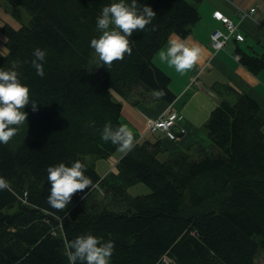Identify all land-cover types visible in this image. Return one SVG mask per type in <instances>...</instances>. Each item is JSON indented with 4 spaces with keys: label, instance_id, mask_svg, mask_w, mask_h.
<instances>
[{
    "label": "trees",
    "instance_id": "16d2710c",
    "mask_svg": "<svg viewBox=\"0 0 264 264\" xmlns=\"http://www.w3.org/2000/svg\"><path fill=\"white\" fill-rule=\"evenodd\" d=\"M7 1L25 6L32 21L4 25L0 69L21 62L19 78L38 110L29 103L19 134L0 144V176L12 187L0 191V264H69L66 243L86 233L114 241L109 264H256L264 253V120L248 93L224 96L214 107L206 123L210 146L168 152L163 138L144 139L104 177L94 161L117 150L100 130L123 124L124 101L177 99L154 58L170 34L189 36L200 20L199 0H137L157 15L144 32H133L132 54L111 69L94 59L90 41L113 0ZM38 47L46 51L43 77L31 66ZM239 60L253 73L264 70V54ZM159 89L165 95L155 99ZM77 159L96 187L57 211L47 202V168ZM138 182L151 192L130 196L127 188ZM99 187L122 208L98 204Z\"/></svg>",
    "mask_w": 264,
    "mask_h": 264
},
{
    "label": "clouds",
    "instance_id": "9594fccd",
    "mask_svg": "<svg viewBox=\"0 0 264 264\" xmlns=\"http://www.w3.org/2000/svg\"><path fill=\"white\" fill-rule=\"evenodd\" d=\"M156 12L151 6L138 7L137 0H113L105 5L96 18V28L100 32L98 37L90 41V48L103 65L111 69L114 62L122 61L125 55H131L133 48L130 37L133 32L142 31L152 23ZM155 30V27H153ZM201 49L187 38L172 33L167 40V47L158 52L161 61L174 67L179 73L191 70L200 60ZM31 66L36 75H45L44 62L46 51L36 48L32 54ZM20 61H12L7 70L0 69V144L7 145L27 121V113L23 109L32 104L36 111L37 102L30 96V89L21 82L18 69ZM165 95L163 89L154 91L155 99ZM101 139L117 146L121 153H128L135 147L133 131L124 124L113 127L111 122H106L100 130ZM86 165L79 159L67 164L60 162L47 168V180L51 184L48 204L57 211L66 209L72 201L74 194L91 190L96 187L91 177L85 174ZM12 192L9 181L0 176V191ZM84 198V197H82ZM65 255L69 264H109L115 250L112 240L103 241L94 234H81L65 245Z\"/></svg>",
    "mask_w": 264,
    "mask_h": 264
},
{
    "label": "crops",
    "instance_id": "0c3cea01",
    "mask_svg": "<svg viewBox=\"0 0 264 264\" xmlns=\"http://www.w3.org/2000/svg\"><path fill=\"white\" fill-rule=\"evenodd\" d=\"M253 7L256 9L252 15L241 19L240 10H250ZM198 8L200 20L186 38L201 49L199 62L191 70L179 73L174 67L161 61L158 53L154 58L155 63L171 76V87L177 94V99L173 103L143 101L136 105L128 100L124 101L122 123L137 136L136 143L142 142L143 136L152 141L163 138V144L168 152L185 150L200 142L206 147L210 146V141H202L199 131L202 130L200 127L206 122L209 110L214 105L211 102L200 105L193 102L197 97H205L209 93L216 106L224 96L232 97L237 92H246L260 104V114L264 120V70L253 73L234 57V54L241 57L243 53L251 56L264 54V0H199ZM215 12H221L233 20L238 25L236 32L241 33L245 39L238 41L233 35L227 46L215 51L211 46V33L215 29L228 32L224 23L215 18ZM166 47L167 43L162 49ZM179 93L184 95L179 97ZM127 105L130 109L126 108L129 110H126L128 114L125 116L124 109ZM166 111L178 112L182 116L179 124L186 132L176 140L160 132L145 133L150 120L163 115Z\"/></svg>",
    "mask_w": 264,
    "mask_h": 264
},
{
    "label": "rangeland",
    "instance_id": "374dc122",
    "mask_svg": "<svg viewBox=\"0 0 264 264\" xmlns=\"http://www.w3.org/2000/svg\"><path fill=\"white\" fill-rule=\"evenodd\" d=\"M32 21V14L27 10V8L23 5H13L9 3L7 0H0V50L2 51H7V46H6V36L4 35L2 28L4 25L8 24L14 28H19L24 25H29L31 24ZM222 50V49H221ZM216 51H220V49H217ZM93 57L95 60L98 59L97 55L94 53ZM239 60V59H238ZM194 83V80H193ZM172 86V84H171ZM172 89V87H171ZM173 90V89H172ZM176 94V93H175ZM177 95V94H176ZM184 94L179 93V97H182ZM148 99V98H147ZM215 100L211 99L210 93L207 94L205 97L199 96L197 97L193 102L195 104H205L207 102L213 103V107L209 110L208 118L204 124L201 125L200 129L202 130L199 131L200 135L202 136V141H210L209 136H208V131L206 127V123L210 120V114L212 110L215 107ZM218 105V104H216ZM128 105L125 107V116L128 114L129 109H126ZM132 110L129 111V114H131ZM178 113V112H176ZM180 114V113H178ZM128 117V115H127ZM129 119V117H128ZM141 131V130H140ZM148 128L145 133H147ZM142 132V131H141ZM161 133V132H160ZM144 134V133H143ZM135 136V135H134ZM137 136H135L136 139ZM147 137L143 136V140L146 139ZM208 138V139H207ZM211 142V141H210ZM136 143V141H135ZM200 144L203 145V143L200 142ZM205 146V145H204ZM125 153H121L118 150H116L111 156L109 157H102V158H97L95 159L96 163V168L98 173L104 177L109 171L114 169L116 167V163L119 158H121ZM99 193L97 194V198L99 201H96L100 205L108 204L110 207L115 208L120 210L122 208L121 204L117 202L116 198L112 197V192L109 194V197L104 196V189L99 187ZM151 192V187L145 183L138 182L130 185L127 188V193L130 196H139V195H144L148 194ZM164 261L167 264H170V261L165 258ZM256 264H264V253L260 252L257 259H256Z\"/></svg>",
    "mask_w": 264,
    "mask_h": 264
},
{
    "label": "built area",
    "instance_id": "2783aa9c",
    "mask_svg": "<svg viewBox=\"0 0 264 264\" xmlns=\"http://www.w3.org/2000/svg\"><path fill=\"white\" fill-rule=\"evenodd\" d=\"M255 9L256 8L253 7L250 8V10H240L241 19L251 16ZM215 16L217 19L222 20L224 22L228 31L227 33H225L221 29H215L211 33V46L215 51L217 49H222L227 46L229 40L233 35H235L238 41H243L245 39V37L241 33L236 32L238 25L233 20L228 17H225L221 12H216ZM234 57L236 59H239L240 56L238 54H234ZM166 113L168 112L166 111L163 115L150 120L148 132H161L166 137L176 140L180 137L179 133L184 134L186 132V129L179 124L182 119V116L172 111L168 114ZM175 130H177V132Z\"/></svg>",
    "mask_w": 264,
    "mask_h": 264
}]
</instances>
